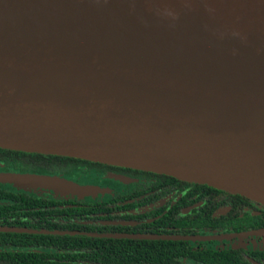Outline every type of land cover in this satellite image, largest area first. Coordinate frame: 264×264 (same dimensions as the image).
<instances>
[{
  "label": "water",
  "instance_id": "1",
  "mask_svg": "<svg viewBox=\"0 0 264 264\" xmlns=\"http://www.w3.org/2000/svg\"><path fill=\"white\" fill-rule=\"evenodd\" d=\"M0 146L264 202V0H0ZM0 181L100 189L46 173Z\"/></svg>",
  "mask_w": 264,
  "mask_h": 264
},
{
  "label": "flooded vegetation",
  "instance_id": "2",
  "mask_svg": "<svg viewBox=\"0 0 264 264\" xmlns=\"http://www.w3.org/2000/svg\"><path fill=\"white\" fill-rule=\"evenodd\" d=\"M24 152L0 146V173L55 174L100 189L81 197L0 181V264H264L262 201L93 160L41 171L32 164L46 160Z\"/></svg>",
  "mask_w": 264,
  "mask_h": 264
},
{
  "label": "trees",
  "instance_id": "3",
  "mask_svg": "<svg viewBox=\"0 0 264 264\" xmlns=\"http://www.w3.org/2000/svg\"><path fill=\"white\" fill-rule=\"evenodd\" d=\"M26 154H31L36 157H41L46 160L45 163L42 164H32L41 169V171H49V170H59L63 168L65 170L72 169L74 166L80 161H89L84 158L67 156V155H58V154H44L37 152H24Z\"/></svg>",
  "mask_w": 264,
  "mask_h": 264
}]
</instances>
